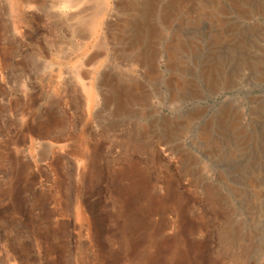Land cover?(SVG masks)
<instances>
[{
	"label": "rangeland",
	"instance_id": "1",
	"mask_svg": "<svg viewBox=\"0 0 264 264\" xmlns=\"http://www.w3.org/2000/svg\"><path fill=\"white\" fill-rule=\"evenodd\" d=\"M130 1L0 0V195L70 215L82 199L124 264H264V203L256 219L243 206L248 178L264 181V0L228 13L220 42L206 24L194 34L177 100L111 42ZM169 122L184 133L167 138Z\"/></svg>",
	"mask_w": 264,
	"mask_h": 264
},
{
	"label": "bare ground",
	"instance_id": "2",
	"mask_svg": "<svg viewBox=\"0 0 264 264\" xmlns=\"http://www.w3.org/2000/svg\"><path fill=\"white\" fill-rule=\"evenodd\" d=\"M248 9V0H132L125 7L126 11H130L110 41L118 46L124 57L130 55L131 58L128 57L133 63L145 66L143 76L146 81L157 86L164 80L171 99L175 100L182 97L190 86L191 81L186 73L188 57L195 51L194 34L206 24L209 28L211 26V39L220 42L225 36L223 23L227 20V14L234 12L236 17L249 18ZM129 31L132 33H128ZM162 58L166 61L169 73L167 77H164L159 63ZM105 82L106 74L99 75L95 86L100 87V97L104 106L113 103L115 114L119 115L124 110L126 102L115 93L103 91L101 86L105 85ZM95 86L88 88L90 96L94 94ZM133 88L138 99L148 97L144 93L145 84L141 80H136ZM148 129L149 126H144L140 132L145 134ZM183 130L181 122H169L164 127V134L167 138L172 136L174 138ZM260 178L258 176L248 178L247 197L243 205L250 213V217L255 219L262 217L261 207L264 203V181ZM26 201L29 207L22 209L14 206V198L0 195V264H124L119 237L115 235L111 242H105L104 238L110 235L103 226L93 231L92 220L98 219L100 222L103 218L91 213L82 199L76 198L66 202L67 207L76 206V211L72 215L68 210L63 212L56 209L46 210L41 206L39 198L29 197ZM54 204L60 206L62 202L55 200Z\"/></svg>",
	"mask_w": 264,
	"mask_h": 264
}]
</instances>
